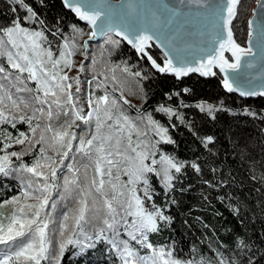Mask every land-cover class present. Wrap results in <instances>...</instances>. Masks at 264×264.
Instances as JSON below:
<instances>
[{
    "label": "snow or ice",
    "instance_id": "snow-or-ice-1",
    "mask_svg": "<svg viewBox=\"0 0 264 264\" xmlns=\"http://www.w3.org/2000/svg\"><path fill=\"white\" fill-rule=\"evenodd\" d=\"M15 2L25 9L26 15L14 17L8 26L0 27V124L10 123L15 128L18 122L26 123L31 138L25 132H19L16 137L4 135V146L0 149L3 152L0 155V175L11 176L20 182L19 194L0 202V264H61L70 245L94 247L96 241L108 244L109 252L119 264H185L173 258L171 251L154 247L149 241L148 234L159 231V222L170 218L154 204L153 210H147L145 200L137 195V185L142 183L144 196L149 201L152 199L148 173H155L165 188L172 190L175 187L173 181L177 179L175 173H181L185 167L183 162L166 155H161L159 161L153 158L151 164L145 163L154 155L150 150L154 146L140 139L145 133L136 120L144 122L146 119L147 126L161 141L171 143L167 128L153 120L151 115L133 118L126 113L121 101L124 104L130 102L118 87L116 69L119 65L94 73L91 80L85 78L84 81L65 71L78 68L83 73L85 70L83 61L77 65L73 59L81 47L87 59L88 42L78 45L75 42L78 36L87 35L93 39L114 31L138 52L147 55L145 48L150 46L149 42L159 39L157 33L168 28L173 18L158 15L145 5L147 14L143 19L147 27H142L127 21L128 17L139 14V6L131 0L126 3L117 0L116 5L107 3V0H63L80 20L91 26V30L85 33L74 25L72 34L65 37L57 49L58 54H54L51 47H44L48 43L44 31L22 26L28 22L36 23L38 14L25 0ZM192 2L212 8L213 15L222 21L218 27L214 20L206 33L207 39L199 48L202 54L189 58L182 54L184 49L175 48V56L164 52L162 64L151 55H147V59L158 72L170 73L177 78L193 72L215 76L213 68L218 67L225 74L224 88L229 92L237 91L233 86L235 80L229 79V71L236 72L244 57L256 55L252 31L248 32V47H241L233 37L231 25L241 0H227L226 4H208L207 0ZM117 6L124 11V17L114 26L111 12ZM16 11L13 8V12ZM248 23L251 28L253 21ZM174 38V35L166 37L168 40ZM108 42L119 44L111 39ZM225 52L231 53V60ZM261 55H264V43ZM92 63L94 65L97 61L93 59ZM247 66L252 67L250 63ZM120 70L146 78L140 71L132 73L127 66ZM100 76L102 80L98 79ZM29 81L34 87L28 85ZM83 83L88 84V89H82ZM97 89L103 94L96 95ZM117 91H121L119 97L114 94ZM240 94L256 93L241 91ZM197 107L210 115L216 111L212 105L199 104ZM160 111L175 115L169 108L161 107ZM61 116L64 117L62 122ZM133 134L137 137L135 141ZM213 142L212 137H207L205 146ZM12 144L26 147L9 152ZM36 145L40 147L33 154ZM29 155L33 157L30 164L24 162V157ZM69 159L72 163H66ZM158 163L160 167H154ZM190 167L197 173L201 171V166L196 163ZM64 169L70 175L63 176V190L72 206H66V210L54 215L57 204L52 201V193L59 187L57 181ZM122 174L128 177L126 182L121 181ZM260 180L264 183V176ZM205 183L210 184L209 181ZM128 217H132L130 224ZM121 227L130 239L120 238ZM136 245L145 250L143 254ZM186 264L197 262L188 261ZM198 264L229 262L221 253L215 262L202 259Z\"/></svg>",
    "mask_w": 264,
    "mask_h": 264
},
{
    "label": "trees",
    "instance_id": "trees-1",
    "mask_svg": "<svg viewBox=\"0 0 264 264\" xmlns=\"http://www.w3.org/2000/svg\"><path fill=\"white\" fill-rule=\"evenodd\" d=\"M254 2L241 0L232 22L233 37L240 45H245L247 39V22ZM25 3L38 14V21L22 26L42 29L49 38L64 40L72 34L74 25L85 33L90 31L88 25L66 10L61 0H25ZM13 8L17 11L13 12ZM25 15V9L15 0H0V27L8 26L14 17L23 18ZM86 37L78 36L75 42L82 46ZM110 39L119 41V44L109 43ZM48 45L54 54H58L57 49L62 44H44ZM81 53L82 47L77 55ZM149 53L158 63L162 64L165 59L155 46L149 48ZM89 56L88 80L94 73L117 65L120 67L116 69V76L122 66H127L132 73L140 71L146 77L136 78L138 91L132 90L130 83L121 79L136 102L130 106L122 104L123 109L133 118L151 115L153 120L167 128L171 143L161 141L155 134L149 136L146 119L144 122L136 120L145 133L141 139L154 146L150 149L154 159L159 161L161 155H166L185 165L181 173H175L177 179L173 181L175 187L172 190L165 188L155 173L147 174L150 201L144 196L143 184L137 185V195L145 200V208L151 211L154 204L170 218L159 222V231L148 234L154 247L163 245L173 257L184 262L198 263L202 259L215 262L222 253L229 264H264V183L260 180L264 176V98H241L227 92L218 71L208 78L196 74L182 79L163 75L149 66L144 56L113 35L93 44ZM93 59L97 61L94 65ZM79 76L83 78L82 73ZM101 94L102 90L97 89L96 95ZM199 104L215 106L216 111L210 115L201 111L197 107ZM161 107L171 109L175 115L160 111ZM63 119L61 116V122ZM7 127V123L0 124L3 134H0V149L4 146ZM8 128L12 137L25 132L31 138L26 123L18 122L15 128ZM207 137H212L214 142L205 146ZM23 147L26 145L12 144L8 151H20ZM39 147H34L33 154ZM32 159L31 155L25 156L24 162L30 164ZM66 163H72V160ZM145 163L151 164V157ZM192 163L201 166L199 173L190 167ZM155 167L159 168V163ZM19 191V180L0 175V202L18 195ZM66 206L70 208L72 201L68 198L65 201L63 197L59 211L66 210ZM107 246L101 241H96L94 247L70 245L61 264H114V261L119 264L115 256L107 252Z\"/></svg>",
    "mask_w": 264,
    "mask_h": 264
},
{
    "label": "water",
    "instance_id": "water-1",
    "mask_svg": "<svg viewBox=\"0 0 264 264\" xmlns=\"http://www.w3.org/2000/svg\"><path fill=\"white\" fill-rule=\"evenodd\" d=\"M61 2L63 3V0H61ZM126 2L127 0H121V3H126ZM131 2L134 5L139 6L137 9V12L139 14L134 17H128L127 18L128 22H134L139 26L147 27V22L143 19V17L147 14L146 11L144 10L145 5L150 6L152 10L157 12L158 15H162L163 17L173 18V23L168 28L163 29L162 33H157V35L160 38L154 39L153 41L149 42L150 46L145 48V52L147 53V55H151V56L152 54L149 53V48H151L152 46H155L159 50V52L162 53L163 55L165 51H168L171 55L175 56L177 53L174 49L182 48L185 50L182 53L183 55L189 56V58H191L192 56H198L202 54L199 52V48L204 45L207 39L206 33L212 27L214 20L217 21L218 27L222 23V21H219L218 18L213 15L212 8H206L202 5L192 2V0H183V3H181V0H131ZM226 2L227 0H207L208 4H217V3L226 4ZM107 3L116 5L117 0H107ZM62 5H64V3ZM239 5L237 6V10L239 8ZM261 5H264V0H259V3L257 2V0H255L252 9H250L251 12L248 17V21L249 20L253 21L251 28L249 27V23L247 22L248 32L249 31L253 32L252 46H253V51L256 53V55L250 57H244L241 61L240 69H238L236 72L229 71L228 73L229 79L235 80L233 86L234 88H237V91L229 92L223 86V89H225L227 92L235 93L241 98L250 99V98H257L259 96L264 98V95L260 94V93H264V55H261V45L262 43H264V35H262V29H264V8H262ZM64 7L69 12H72L66 5H64ZM72 13L75 15L74 12ZM173 13H175L174 16ZM111 15L113 17V25L115 26L122 22V18L124 17V11L121 10L119 6H117L116 8L112 9ZM223 15H226V13H223ZM75 18H77L78 21L88 25L86 21L80 20L79 17L76 16ZM88 26L90 27L91 30V26L90 25ZM108 35H113L122 39V37L117 36L114 31H110L106 35H97L93 39H89V37L87 36L83 40L82 44H84V42L87 41L89 45L86 53L87 59H85V54H84L85 50L83 49L84 64L89 60L88 55H90L91 46L93 44L98 43L99 41H102ZM173 35L175 36L174 39L172 40L166 39V37H172ZM123 41H125L129 46H131L132 49L136 50V48L133 47V45L129 44L126 40ZM240 46L248 47V35L245 45H240ZM137 53L144 56L147 59V55H144L143 53H140L138 51ZM225 56L231 60L230 52H225ZM153 59L155 58L153 57ZM148 62L150 64L149 66H151V62L149 60ZM249 63L252 65V67L247 66ZM153 69L156 70L155 68ZM213 71L214 72L218 71L221 74L220 76L224 78L225 74L220 72L218 67L213 68ZM162 74L177 78L170 73H162ZM192 74H196L197 77L199 76L202 78L210 77V76H201L199 73H195V72L189 73L187 76H190ZM187 76L180 77L177 79H182ZM241 91L254 92L256 94L242 96L240 94Z\"/></svg>",
    "mask_w": 264,
    "mask_h": 264
},
{
    "label": "rangeland",
    "instance_id": "rangeland-1",
    "mask_svg": "<svg viewBox=\"0 0 264 264\" xmlns=\"http://www.w3.org/2000/svg\"><path fill=\"white\" fill-rule=\"evenodd\" d=\"M37 31H40V30H42V29H36ZM45 33V32H44ZM45 36L47 37V41H48V43H45V44H63L64 43V40H60V41H56V40H54V39H52V38H49V36L45 33ZM82 43V42H81ZM83 45V44H82ZM61 46V45H60ZM59 46V47H60ZM44 47H51L50 45H48V46H44ZM77 56V57H76ZM75 57H73V59L76 61V63H77V65H79V63L81 62V61H83V59H84V56H83V47H82V53H81V55H76ZM89 56V55H88ZM89 60H90V56H89ZM89 60L85 63V70H84V72L82 73L83 74V78H80L81 79V81H84L85 80V78H87L88 79V77H89V73L87 72V69H86V67H87V64H88V62H89ZM5 66H6V63H5ZM124 66H122V68H123ZM66 72H67V74L69 75V76H72V77H75V76H79V74L81 73V72H79V70H78V68H74V69H72V70H65ZM80 77V76H79ZM117 78H118V80H119V85H118V87L122 90V92H123V96H124V98L127 100V101H129L130 103L129 104H124L123 103V101H121V104H123V105H126V106H130L131 104H135L134 103V99L132 98V93L131 92H128L129 90L128 89H126L124 86H123V84H122V81H121V79H123V80H126V81H128L129 83H130V88L132 89V90H139V87H138V85H137V82H138V79H136V78H138V77H136V76H134V75H130L129 73H125V72H122L121 70L118 72V75H117ZM103 79V78H102ZM128 83V84H129ZM28 85L30 86V87H34V84L32 83V82H28ZM110 87V90H111V85L109 86ZM74 88H75V86H74ZM74 88H73V91H74ZM82 89H88V84L87 83H83L82 84ZM83 94V93H82ZM117 97H119L120 95H121V91H117V92H115L114 93ZM85 110L87 111V108H85ZM6 124V123H5ZM7 126L8 127H12V125L10 124V123H7ZM5 128V130H4V132H5V135H7V134H9L10 133V129L9 128ZM148 128L149 129H147L148 130V135L150 136L151 134H155L158 138H160L157 134H156V132L151 128V127H149L148 126ZM76 131L78 130V129H75ZM143 132V131H142ZM0 134H2V132L0 131ZM3 135V134H2ZM142 137V136H141ZM141 137H140V139H141ZM3 139H4V137H3ZM137 138L136 137H134L133 136V141H135ZM141 140H143V139H141ZM143 141H145V139L143 140ZM151 157V159H153V156H150ZM14 159V158H13ZM155 167V166H154ZM69 173L67 172V170H63V172L60 174L61 175V178L58 180V185H59V187L57 188V190H55V191H53V193H52V201H54V202H56V204H57V208H56V210H55V213H54V215H57V214H59L60 213V211H59V205H60V202H61V200H62V198L64 197V199H65V201H67V197H66V194L64 193V190H63V176H65V175H68ZM11 177V176H10ZM120 179H121V181H124V182H126L127 180H128V177L126 178V179H124V178H122V176L120 177ZM20 183V182H19ZM70 200V199H69ZM131 220H132V217H128V221H129V224L131 223ZM120 231H121V239H130L128 236H127V233L124 231V229H123V227H121V229H120ZM131 243H135V242H131ZM108 245V244H107ZM157 248H159V247H164L163 245H159V246H156ZM110 248V246L108 245L107 246V252L109 253V254H111L110 252H109V249ZM136 248L138 249V250H140L141 251V254H143L144 253V249H142L139 245H136ZM165 248V247H164ZM165 250L166 251H170V250H168V249H166L165 248ZM150 251V250H149ZM173 258H175V257H173ZM184 262V261H183ZM185 264H186V262H185ZM198 264V263H197Z\"/></svg>",
    "mask_w": 264,
    "mask_h": 264
}]
</instances>
